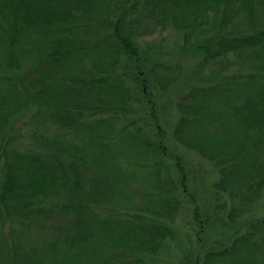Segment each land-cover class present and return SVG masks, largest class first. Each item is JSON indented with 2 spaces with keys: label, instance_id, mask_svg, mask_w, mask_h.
<instances>
[{
  "label": "trees",
  "instance_id": "trees-1",
  "mask_svg": "<svg viewBox=\"0 0 264 264\" xmlns=\"http://www.w3.org/2000/svg\"><path fill=\"white\" fill-rule=\"evenodd\" d=\"M169 33L192 73L143 46ZM263 200L264 0H0V264H162L186 202L194 264H264Z\"/></svg>",
  "mask_w": 264,
  "mask_h": 264
},
{
  "label": "rangeland",
  "instance_id": "rangeland-1",
  "mask_svg": "<svg viewBox=\"0 0 264 264\" xmlns=\"http://www.w3.org/2000/svg\"><path fill=\"white\" fill-rule=\"evenodd\" d=\"M177 38L174 33H169L166 36H159L156 39L143 42L144 47H151L149 55L151 57H157L159 60H163L165 63H176L183 59L185 73H192L196 69L198 64L196 58L188 57L185 59L178 52L176 47ZM180 43V42H179ZM154 48V49H153ZM153 49V50H152ZM153 55V56H152ZM161 60V61H162ZM157 102L159 107V115L163 118V122L166 124L168 131H171L175 123L176 112L172 109L171 101L168 98H162L157 96ZM172 146H175L172 145ZM179 155H181L182 162L188 169L189 185L191 190L201 191L200 195L197 193L195 197L198 200L201 208L210 213L212 216V226L208 231L210 236H207V241L210 246H217L218 244H227L231 241L230 231L223 227V220L225 219L224 210L220 205L219 199H216L213 192H210V185L215 182L216 175L213 169L206 162L199 159L192 153H187L184 150L178 149ZM185 209L176 221V232L179 233L177 243H174L167 250L162 264H194L196 256L191 255V251H196L200 248L196 242V226L194 224L191 211L193 207L189 202L184 204ZM186 207L189 209V213H186ZM256 216L264 217V200L261 202L260 207L255 211Z\"/></svg>",
  "mask_w": 264,
  "mask_h": 264
}]
</instances>
